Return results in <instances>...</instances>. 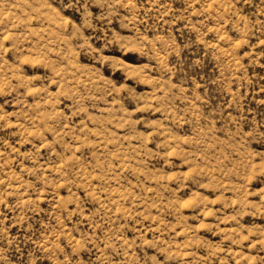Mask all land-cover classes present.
<instances>
[{"label":"rangeland","instance_id":"1","mask_svg":"<svg viewBox=\"0 0 264 264\" xmlns=\"http://www.w3.org/2000/svg\"><path fill=\"white\" fill-rule=\"evenodd\" d=\"M0 264H264V0H0Z\"/></svg>","mask_w":264,"mask_h":264}]
</instances>
